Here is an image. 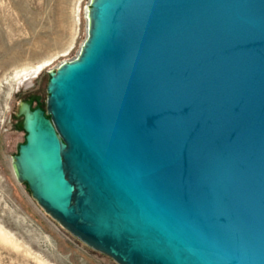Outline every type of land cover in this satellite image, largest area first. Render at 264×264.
Segmentation results:
<instances>
[{"label": "water", "instance_id": "1", "mask_svg": "<svg viewBox=\"0 0 264 264\" xmlns=\"http://www.w3.org/2000/svg\"><path fill=\"white\" fill-rule=\"evenodd\" d=\"M21 100L14 177L119 264H264V0H89Z\"/></svg>", "mask_w": 264, "mask_h": 264}, {"label": "rangeland", "instance_id": "2", "mask_svg": "<svg viewBox=\"0 0 264 264\" xmlns=\"http://www.w3.org/2000/svg\"><path fill=\"white\" fill-rule=\"evenodd\" d=\"M88 1L0 0V264H119L56 221L11 167L25 134L18 104L45 106L48 70L74 57L86 36ZM41 64L24 84V71Z\"/></svg>", "mask_w": 264, "mask_h": 264}, {"label": "bare ground", "instance_id": "3", "mask_svg": "<svg viewBox=\"0 0 264 264\" xmlns=\"http://www.w3.org/2000/svg\"><path fill=\"white\" fill-rule=\"evenodd\" d=\"M42 67V64L39 66V67H32V68H30V69H26L25 71H24V73H23V78L24 77H27L29 74H32L33 75V73H35V72H38L39 70H40V68ZM38 75V73L34 76V78L36 77ZM33 78V79H34ZM33 79H26L25 81H24V84H27L28 82H26V81H30V82H32V80ZM30 85V84H29ZM1 233H2V231H0ZM5 233V232H4ZM3 234V233H2ZM6 234V233H5Z\"/></svg>", "mask_w": 264, "mask_h": 264}, {"label": "flooded vegetation", "instance_id": "4", "mask_svg": "<svg viewBox=\"0 0 264 264\" xmlns=\"http://www.w3.org/2000/svg\"><path fill=\"white\" fill-rule=\"evenodd\" d=\"M38 72H40V71H38ZM38 72H35V73H33V75L32 74H29L27 77H24L23 79H33L34 78V76L38 73ZM26 82H28L27 84L29 85L30 83H32V82H30V81H26Z\"/></svg>", "mask_w": 264, "mask_h": 264}]
</instances>
